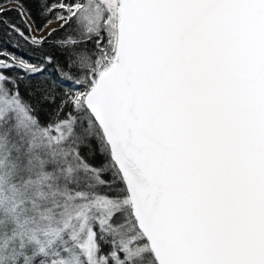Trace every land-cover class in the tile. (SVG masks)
<instances>
[{
  "label": "snow or ice",
  "instance_id": "6c2138e0",
  "mask_svg": "<svg viewBox=\"0 0 264 264\" xmlns=\"http://www.w3.org/2000/svg\"><path fill=\"white\" fill-rule=\"evenodd\" d=\"M0 264H264V0H0Z\"/></svg>",
  "mask_w": 264,
  "mask_h": 264
},
{
  "label": "trees",
  "instance_id": "16d2710c",
  "mask_svg": "<svg viewBox=\"0 0 264 264\" xmlns=\"http://www.w3.org/2000/svg\"><path fill=\"white\" fill-rule=\"evenodd\" d=\"M9 4H11V3H9ZM9 4H6V5H9ZM10 8H15V7H10ZM8 15L11 16V17H13V18H15V13H8Z\"/></svg>",
  "mask_w": 264,
  "mask_h": 264
},
{
  "label": "rangeland",
  "instance_id": "374dc122",
  "mask_svg": "<svg viewBox=\"0 0 264 264\" xmlns=\"http://www.w3.org/2000/svg\"><path fill=\"white\" fill-rule=\"evenodd\" d=\"M5 7H6V8H10V7H16V5H15V4H13V3H11V4H9V5H6ZM53 26H55V25H53Z\"/></svg>",
  "mask_w": 264,
  "mask_h": 264
}]
</instances>
